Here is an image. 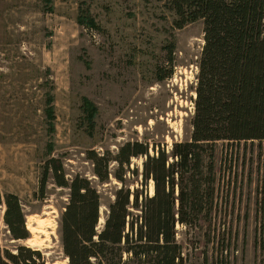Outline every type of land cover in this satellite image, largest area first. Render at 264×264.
<instances>
[{"label":"rangeland","instance_id":"obj_1","mask_svg":"<svg viewBox=\"0 0 264 264\" xmlns=\"http://www.w3.org/2000/svg\"><path fill=\"white\" fill-rule=\"evenodd\" d=\"M166 2L0 0V198L18 196L30 234L10 240L0 203V249L23 244L47 264H67L58 222L69 192L50 177L41 193L48 159L98 191L100 230L120 184H100L87 153L113 158L137 141L150 155L153 146L169 154L189 140L204 27L174 29ZM81 13L96 27L79 25ZM213 155V208L194 226L175 228L184 263L264 264V142H218ZM144 160L131 159L136 174L126 185L152 195V183H140ZM115 167L111 161L109 171Z\"/></svg>","mask_w":264,"mask_h":264},{"label":"trees","instance_id":"obj_2","mask_svg":"<svg viewBox=\"0 0 264 264\" xmlns=\"http://www.w3.org/2000/svg\"><path fill=\"white\" fill-rule=\"evenodd\" d=\"M166 3L175 15L174 29L197 21L204 27L190 138L173 144L169 154L153 146L150 155L149 145L137 141L120 146L113 158L109 153H87L100 184L110 178L120 184L106 205L100 230L98 191L85 177L67 179L62 164L47 160L41 193L50 177L55 186L69 192L58 222L67 264H185L175 228L177 224L194 226L213 208L214 145L257 142L261 148L264 142V0ZM77 22L88 29L96 27L86 13H81ZM47 101L51 104L52 98ZM50 110L54 112L51 106ZM138 157L145 158L140 183H152V195L131 191L126 185L127 175L136 174L130 169L131 159ZM111 161L116 165L112 173ZM0 203L5 208L3 223L10 240L26 242L30 234L18 196L5 194ZM0 264L47 262L41 251L18 244L14 251L0 249Z\"/></svg>","mask_w":264,"mask_h":264}]
</instances>
